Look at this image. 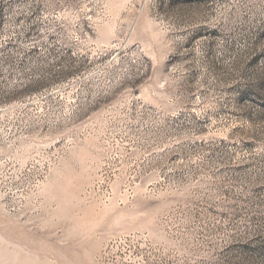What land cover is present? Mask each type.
<instances>
[{
	"label": "rangeland",
	"instance_id": "374dc122",
	"mask_svg": "<svg viewBox=\"0 0 264 264\" xmlns=\"http://www.w3.org/2000/svg\"><path fill=\"white\" fill-rule=\"evenodd\" d=\"M0 264H264V0H0Z\"/></svg>",
	"mask_w": 264,
	"mask_h": 264
}]
</instances>
